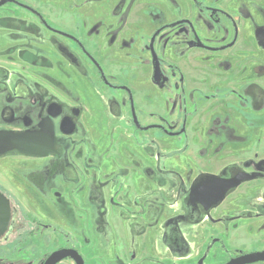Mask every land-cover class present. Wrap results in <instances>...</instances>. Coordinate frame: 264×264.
<instances>
[{
	"label": "flooded vegetation",
	"instance_id": "1",
	"mask_svg": "<svg viewBox=\"0 0 264 264\" xmlns=\"http://www.w3.org/2000/svg\"><path fill=\"white\" fill-rule=\"evenodd\" d=\"M0 132V264H264V0H0Z\"/></svg>",
	"mask_w": 264,
	"mask_h": 264
},
{
	"label": "water",
	"instance_id": "2",
	"mask_svg": "<svg viewBox=\"0 0 264 264\" xmlns=\"http://www.w3.org/2000/svg\"><path fill=\"white\" fill-rule=\"evenodd\" d=\"M41 134V133H39ZM38 133H23L16 134L13 132H0V155L10 152L17 151L23 155H35L36 153L33 151H49L51 148V142L49 144V148H44V139ZM52 140V138H51ZM49 153V152H45ZM254 177L247 176L244 174H240L230 179H220L215 176L210 175H202L199 177L190 192V200L192 203L196 201L207 200L208 204L204 209H210L215 207L220 203V201L225 197V194L232 188L236 187L243 181L252 180ZM0 231L3 230L8 223V205L5 202V207L3 210L0 209ZM71 254L67 250H62L54 253L49 257L45 264H56L60 262L62 259L69 257ZM241 260V264L252 263L257 261H262L263 259L258 256V254L247 255L243 257ZM76 264L79 263L78 260ZM232 264V263H229ZM240 264V263H239Z\"/></svg>",
	"mask_w": 264,
	"mask_h": 264
},
{
	"label": "rangeland",
	"instance_id": "3",
	"mask_svg": "<svg viewBox=\"0 0 264 264\" xmlns=\"http://www.w3.org/2000/svg\"><path fill=\"white\" fill-rule=\"evenodd\" d=\"M250 22L248 23V25L250 26ZM221 34H222V32H221ZM50 48V47H49ZM50 50H51V48H50ZM52 53L51 54H53V51H51ZM230 53H233V52H230ZM49 58V57H48ZM47 59H44V61H41V64L42 65H44V64H53V58H49L48 60H47V62H45ZM40 64V63H39ZM41 72V71H40ZM42 72H44V71H42ZM221 145H224V143H219V146H221ZM251 154H252V152H250ZM23 195H24V193H23ZM201 230H203V229H201L200 227H194V226H188L187 227V231H188V234H185V236H187V243L189 244V246L191 247V249L193 250H196V248L198 247V249H200V247H201V245L203 244V243H205V239L203 240H201V242H200V246H198L197 245V242L199 241V239H200V237L202 238V233L204 234V232H202ZM202 232V233H201ZM196 234L199 236V237H196ZM201 234V235H200ZM53 237V236H52ZM49 240H50V242H51V244L49 243L47 246H49V247H53V239H50V238H48ZM47 239V240H48ZM150 243H151V246H152V249L155 251H159L160 249H161V244H160V238H159V236L156 234V233H154L153 234V236H152V238H151V240H150ZM194 254V253H193ZM190 255V258H193L195 255ZM189 258V257H188Z\"/></svg>",
	"mask_w": 264,
	"mask_h": 264
}]
</instances>
